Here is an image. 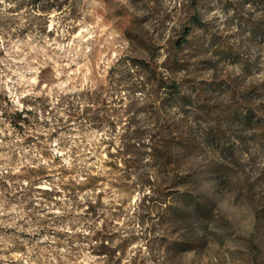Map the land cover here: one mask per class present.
<instances>
[{
  "label": "rangeland",
  "instance_id": "1",
  "mask_svg": "<svg viewBox=\"0 0 264 264\" xmlns=\"http://www.w3.org/2000/svg\"><path fill=\"white\" fill-rule=\"evenodd\" d=\"M0 105V264H264V0H0Z\"/></svg>",
  "mask_w": 264,
  "mask_h": 264
},
{
  "label": "trees",
  "instance_id": "2",
  "mask_svg": "<svg viewBox=\"0 0 264 264\" xmlns=\"http://www.w3.org/2000/svg\"><path fill=\"white\" fill-rule=\"evenodd\" d=\"M207 1V0H195V2ZM195 25H202V20L197 16L194 19ZM192 30L186 32V38L183 42L180 43V47L183 43L187 42V38L190 36ZM159 90L167 92L170 95H180L181 86L178 84H170L165 80H160L158 82ZM0 111L4 112V117L6 122H8L15 129H22L23 123L26 122L24 118V112L15 111L10 113L9 110H4V108L0 105ZM90 123H96L93 118L89 119ZM114 125V124H113ZM160 137V141L155 142L157 137H152L151 142L153 144L147 145L143 138L139 135H135L132 139V122L126 128L125 134L121 137V147L117 150L115 154H110L111 158H115V162H111L109 164L111 167H115L117 170H122V167L125 168L123 171V176L121 179L131 180L132 178V164H140L146 160V154L154 163V167L156 169H160L161 166H169L172 164L173 158L178 155L179 152V140H177V136L174 137L171 133L167 137ZM179 139V138H178ZM134 142V143H133ZM169 145V146H168ZM149 151V152H147ZM122 165V167H120ZM44 169H41L38 173L41 174L40 177L44 176ZM5 179L11 178L12 176L6 175ZM16 177V176H15ZM186 180L185 178L183 179ZM40 180H37L38 183ZM99 181L97 176H90L86 179V184L90 188L94 187ZM35 186V185H34ZM173 196H178L173 200V203L177 201H182V203L190 204L191 210L189 211V217H195L198 220H203L208 217L209 205L197 197H190L188 195H181L180 193H173ZM170 214L175 213L174 210H169Z\"/></svg>",
  "mask_w": 264,
  "mask_h": 264
}]
</instances>
